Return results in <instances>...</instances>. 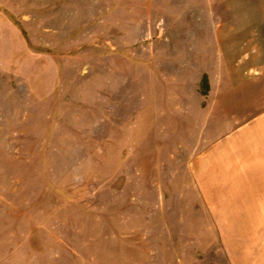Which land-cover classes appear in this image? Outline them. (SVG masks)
Returning a JSON list of instances; mask_svg holds the SVG:
<instances>
[{
  "label": "rangeland",
  "instance_id": "rangeland-1",
  "mask_svg": "<svg viewBox=\"0 0 264 264\" xmlns=\"http://www.w3.org/2000/svg\"><path fill=\"white\" fill-rule=\"evenodd\" d=\"M255 232L264 0H0V264H254Z\"/></svg>",
  "mask_w": 264,
  "mask_h": 264
},
{
  "label": "crops",
  "instance_id": "crops-1",
  "mask_svg": "<svg viewBox=\"0 0 264 264\" xmlns=\"http://www.w3.org/2000/svg\"><path fill=\"white\" fill-rule=\"evenodd\" d=\"M256 233H258V232H255V234ZM258 234L260 235V239L257 240L256 245H260L261 247L259 248V252H260L259 258H257L255 260L254 264H264V232H259ZM257 251H258V249H257Z\"/></svg>",
  "mask_w": 264,
  "mask_h": 264
}]
</instances>
